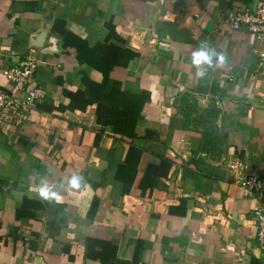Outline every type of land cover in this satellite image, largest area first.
<instances>
[{
  "label": "crops",
  "instance_id": "crops-1",
  "mask_svg": "<svg viewBox=\"0 0 264 264\" xmlns=\"http://www.w3.org/2000/svg\"><path fill=\"white\" fill-rule=\"evenodd\" d=\"M258 1L0 0V86L33 50L47 91L0 123V264H264V43L226 19Z\"/></svg>",
  "mask_w": 264,
  "mask_h": 264
},
{
  "label": "built area",
  "instance_id": "built-area-1",
  "mask_svg": "<svg viewBox=\"0 0 264 264\" xmlns=\"http://www.w3.org/2000/svg\"><path fill=\"white\" fill-rule=\"evenodd\" d=\"M226 19L232 29L246 27L259 42L264 43L263 1H258L253 8L232 10ZM262 61L264 65V55ZM38 64L32 50L3 70L7 85L0 86V123L21 126L29 121L34 112L39 111V106L46 100L47 91L37 81ZM232 170L238 175L236 183L243 195L262 201L251 214L256 223L259 248L264 253V179L250 172L249 166L239 160L234 161Z\"/></svg>",
  "mask_w": 264,
  "mask_h": 264
},
{
  "label": "clouds",
  "instance_id": "clouds-1",
  "mask_svg": "<svg viewBox=\"0 0 264 264\" xmlns=\"http://www.w3.org/2000/svg\"><path fill=\"white\" fill-rule=\"evenodd\" d=\"M220 60L222 62L223 57H220ZM193 63L196 65L211 64V57L207 51L201 49L194 54ZM75 184H77V182H75ZM40 196L44 198H49L51 196H55V193L51 192L48 187H43L40 190Z\"/></svg>",
  "mask_w": 264,
  "mask_h": 264
},
{
  "label": "trees",
  "instance_id": "trees-1",
  "mask_svg": "<svg viewBox=\"0 0 264 264\" xmlns=\"http://www.w3.org/2000/svg\"><path fill=\"white\" fill-rule=\"evenodd\" d=\"M39 110H41V105L39 106Z\"/></svg>",
  "mask_w": 264,
  "mask_h": 264
}]
</instances>
